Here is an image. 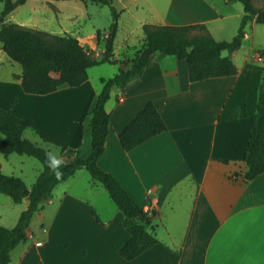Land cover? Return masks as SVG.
<instances>
[{
	"label": "crops",
	"instance_id": "obj_1",
	"mask_svg": "<svg viewBox=\"0 0 264 264\" xmlns=\"http://www.w3.org/2000/svg\"><path fill=\"white\" fill-rule=\"evenodd\" d=\"M237 1H186L185 10H154L158 19H140L137 28L143 31L145 23H203L217 40H231L245 14ZM258 24L256 18L249 20L242 46L228 53L237 66L235 74L191 81L186 59L154 52L141 77L111 90L106 103L110 130L98 164L139 204L154 212L147 227L155 232L156 244L133 259L120 254L130 238L124 213L106 187L80 167L58 183L34 213L26 238L11 250L8 264H165L173 254L178 255L176 264H264V171L251 180L245 178L251 118L230 116L235 107L256 111L264 80V67L256 64L264 59L256 54L264 51L252 56L250 52ZM134 30L121 40L116 34L113 52L120 60L118 70L130 66L144 45V31L138 37L141 45L128 42ZM108 33L109 29L101 31L100 38L92 34L90 47L96 58L104 53ZM14 76L0 82V87L15 88L0 106L32 118L35 128L31 129L68 146L62 149L25 131L24 136L60 161L88 155L92 109L103 85L89 74L79 86L63 84L37 94L24 91L21 78ZM148 101L155 103L167 128L125 150L119 133ZM49 144L58 147L56 154ZM42 168L36 167L32 181L24 175L21 178L31 187ZM19 170L24 174L21 166Z\"/></svg>",
	"mask_w": 264,
	"mask_h": 264
},
{
	"label": "trees",
	"instance_id": "obj_2",
	"mask_svg": "<svg viewBox=\"0 0 264 264\" xmlns=\"http://www.w3.org/2000/svg\"><path fill=\"white\" fill-rule=\"evenodd\" d=\"M106 4L113 8L115 18L118 12L114 0H82ZM245 10L237 34L231 40H217L203 23L195 24H143L144 45L132 59L130 66H120L118 72L108 78H101L103 87L92 109L90 126L92 147L88 155L69 161L56 159L45 147L24 136L28 128H35L32 118L17 116L12 110L0 106V152L26 154L42 163V170L31 187L20 177L3 172L0 163V193L9 195L15 203L30 199L29 205L20 213L17 223L7 227L0 223V264H8L10 252L27 236V228L34 213L42 208L54 187L72 176L77 169L85 167L91 176L101 182L110 196L124 213L123 223L130 238L121 246L120 254L133 259L158 242L155 232L147 227L154 212L139 204L111 173L102 169L98 159L103 154L110 130V112L106 103L114 86L125 85L144 74L151 55H173L186 59L191 81L212 76L237 73L233 59L225 54L242 46L249 20L256 18L264 23V8H258L253 0H238ZM0 13V41L8 56L22 66L21 85L29 93L46 94L61 85L79 86L89 77L90 67L104 63H119L114 56V41L118 31L117 19L109 26L105 39V52L96 58L72 34L52 33L29 27L17 22H6V18L27 0H3ZM101 31H96L100 38ZM16 102V98L13 99ZM231 117L250 116L251 129L245 148L244 160L247 180L264 171V80L259 88L256 111L249 113L235 107ZM166 123L153 101H148L119 133V140L125 150H130L152 136L166 130ZM46 142L66 149L68 144L59 141L44 131L37 130ZM58 161V163H57ZM178 255L173 254L165 264H176Z\"/></svg>",
	"mask_w": 264,
	"mask_h": 264
},
{
	"label": "rangeland",
	"instance_id": "obj_3",
	"mask_svg": "<svg viewBox=\"0 0 264 264\" xmlns=\"http://www.w3.org/2000/svg\"><path fill=\"white\" fill-rule=\"evenodd\" d=\"M186 1L190 2L191 0H114V6L118 12V17L115 18L111 6L92 1L27 0L26 3L18 6L6 18V21L18 22L29 27L36 25L38 28L46 29V31L52 33L75 34L80 36L82 42L86 45H90L91 38L93 39L92 34L97 30L107 31L109 26L117 19L119 39L125 38L129 31L134 28L135 30L130 35L128 42L141 45L138 37L141 33L143 34V31L142 28H137L140 19H158L154 10H185L187 8ZM254 3L257 7H264V0H254ZM237 4L244 8L241 2L237 1ZM3 6L4 2L0 0V13ZM255 39L256 44L250 52L251 56L255 52L264 51V23L258 24ZM1 45L0 41V82L11 81L16 73L22 71V66L19 62L12 60L2 49ZM249 46V43H247L246 47L249 48ZM224 53L228 55L229 52L225 51ZM256 62L257 65L264 67V61ZM118 67V63L104 62L90 67L88 72L92 80L94 82L98 81L101 86L103 82L100 81V75L113 76L118 71ZM262 75L264 76V70H262ZM0 88V101L5 103L10 94L15 91V88H6L4 86ZM25 132L31 137L40 138L31 128L26 129ZM2 137L3 135L0 133V139ZM49 145L52 147L54 154H56L58 147L54 144ZM0 157H4L3 159L6 161L5 173L20 177L24 175L23 177H26L27 181L34 179L37 166L42 168V163L33 156L0 152ZM22 160L24 161L23 163H21ZM14 166L15 168H13ZM20 166L23 168L24 174L19 170ZM26 207L25 203H15L9 195L0 193L1 223L14 226L16 224V222H13L14 219L18 220L20 213Z\"/></svg>",
	"mask_w": 264,
	"mask_h": 264
},
{
	"label": "built area",
	"instance_id": "obj_4",
	"mask_svg": "<svg viewBox=\"0 0 264 264\" xmlns=\"http://www.w3.org/2000/svg\"><path fill=\"white\" fill-rule=\"evenodd\" d=\"M79 40H80L81 44H82V45H83V46H84L89 52H91V53L93 54L90 45H86L84 42H82L81 38H79ZM104 52H105V50H104ZM103 54H104V53H103ZM256 56H257L258 59H264V54H263V53H257Z\"/></svg>",
	"mask_w": 264,
	"mask_h": 264
},
{
	"label": "water",
	"instance_id": "obj_5",
	"mask_svg": "<svg viewBox=\"0 0 264 264\" xmlns=\"http://www.w3.org/2000/svg\"><path fill=\"white\" fill-rule=\"evenodd\" d=\"M29 203H30V199H27L26 204L29 205Z\"/></svg>",
	"mask_w": 264,
	"mask_h": 264
},
{
	"label": "clouds",
	"instance_id": "obj_6",
	"mask_svg": "<svg viewBox=\"0 0 264 264\" xmlns=\"http://www.w3.org/2000/svg\"><path fill=\"white\" fill-rule=\"evenodd\" d=\"M57 163H58V161H57Z\"/></svg>",
	"mask_w": 264,
	"mask_h": 264
}]
</instances>
